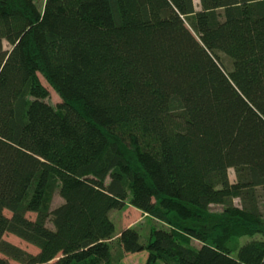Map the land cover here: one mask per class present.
<instances>
[{
	"label": "trees",
	"instance_id": "trees-1",
	"mask_svg": "<svg viewBox=\"0 0 264 264\" xmlns=\"http://www.w3.org/2000/svg\"><path fill=\"white\" fill-rule=\"evenodd\" d=\"M127 203L142 264H264V0H0V264H112Z\"/></svg>",
	"mask_w": 264,
	"mask_h": 264
},
{
	"label": "rangeland",
	"instance_id": "rangeland-1",
	"mask_svg": "<svg viewBox=\"0 0 264 264\" xmlns=\"http://www.w3.org/2000/svg\"><path fill=\"white\" fill-rule=\"evenodd\" d=\"M196 6H199V0H194ZM45 0H38L39 5L42 7L44 5ZM7 45V44H6ZM226 65L228 68L232 67V61L230 58H228L225 55H222ZM39 78L41 79L42 83L49 89L50 92V97L48 98L49 102L57 106L61 101V96L58 94V92L48 84L46 79L44 78L43 75L39 74ZM230 174V179L234 181L236 179V174L234 169H230L229 171ZM63 202L62 197L59 194V190H56L53 193V198L51 202V208H55L58 205H60ZM237 203H239V200H236ZM221 207L215 206L213 209H218L220 210ZM6 213L10 216L11 212L6 211ZM112 220L115 223V228H116V236L111 240L112 244V253L114 256V262L112 264H142L143 258L145 259L146 252H141V253H124L120 244H119V234L124 228L126 227H134L140 231L142 234L143 240H147L150 234V230L153 226H163V224L157 220L146 214L145 212L135 208L131 204L127 203L126 207L121 209V210H113L110 214ZM31 217H35V214H31ZM51 226V225H50ZM4 239L22 247L23 249L32 252V253H37L39 249L24 241L23 239L19 238L18 236L7 233L4 235ZM250 237H244L240 239L241 242H245L246 240H249ZM197 244V243H196ZM1 255V254H0ZM11 264H16L15 262H11Z\"/></svg>",
	"mask_w": 264,
	"mask_h": 264
}]
</instances>
